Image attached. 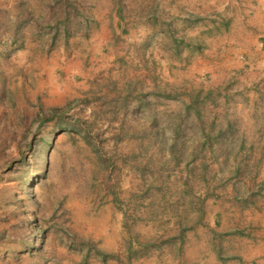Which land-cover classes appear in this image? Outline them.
I'll use <instances>...</instances> for the list:
<instances>
[{
	"label": "rangeland",
	"instance_id": "rangeland-1",
	"mask_svg": "<svg viewBox=\"0 0 264 264\" xmlns=\"http://www.w3.org/2000/svg\"><path fill=\"white\" fill-rule=\"evenodd\" d=\"M263 34L264 0H0V264H264Z\"/></svg>",
	"mask_w": 264,
	"mask_h": 264
},
{
	"label": "crops",
	"instance_id": "crops-1",
	"mask_svg": "<svg viewBox=\"0 0 264 264\" xmlns=\"http://www.w3.org/2000/svg\"><path fill=\"white\" fill-rule=\"evenodd\" d=\"M256 40H257V43L259 44L258 50H259L260 54L264 57V51H263L264 50V34L258 36ZM245 44L246 43L244 42L243 46H245ZM242 53L245 55H249V54L251 55V51L249 50L248 47H246L245 50H242ZM262 64L264 65V62Z\"/></svg>",
	"mask_w": 264,
	"mask_h": 264
}]
</instances>
